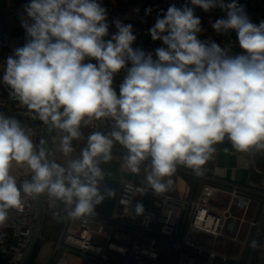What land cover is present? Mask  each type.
<instances>
[{"label": "clouds", "instance_id": "clouds-1", "mask_svg": "<svg viewBox=\"0 0 264 264\" xmlns=\"http://www.w3.org/2000/svg\"><path fill=\"white\" fill-rule=\"evenodd\" d=\"M196 8L224 12L211 27L217 35L234 31L241 51L201 39ZM111 24L116 31L110 34L101 0H29L23 6L25 43L6 58L0 82L34 119L60 134L67 160L50 159L45 140L35 144L19 119L0 112V226L10 210L21 211L25 200L41 195L50 208L63 205L65 216L56 211L57 219L94 217L97 206L116 195L102 185L109 176L103 165L117 145L124 150L122 171L146 173L140 185L124 184L132 195L148 189L163 195L178 166L202 176L226 139L236 152H264V20L253 23L239 0L173 3L148 29L162 44L153 51L133 47L132 24ZM122 70L117 92L114 79ZM85 128L93 130L85 136ZM73 141L84 144L75 158ZM14 163L26 166L30 179L18 183ZM135 212L143 214V205ZM249 246L255 250L260 242Z\"/></svg>", "mask_w": 264, "mask_h": 264}, {"label": "built area", "instance_id": "built-area-1", "mask_svg": "<svg viewBox=\"0 0 264 264\" xmlns=\"http://www.w3.org/2000/svg\"><path fill=\"white\" fill-rule=\"evenodd\" d=\"M185 2L159 0V11H166L170 4L180 6ZM239 3L245 6L253 23L264 20V0H239ZM142 11L146 15V11ZM195 14L207 24L225 16L219 8L209 12L196 8ZM22 16L18 19L19 25ZM115 31V26L110 24V34ZM135 34L139 35V32ZM214 35L222 37L215 32ZM200 38L205 39L201 34ZM24 43L23 28L18 35L0 31V74H3L6 58ZM160 46V41H153L147 49L153 51ZM227 46L233 54L241 51L234 31ZM124 74L122 70L115 77V88ZM9 90L0 82V112L22 118L32 138H41L43 123L34 119L9 94ZM88 130L91 132L93 129ZM210 168L214 171L219 169L214 164V156L205 165V169ZM177 170L193 175L188 196L181 198L167 192L155 196L151 189L143 195H132L126 192L124 184L131 182L138 186L140 183L135 179L124 181L113 215L68 219L56 250H75L85 261L92 260L95 264H255L264 244V185L226 183L209 176L206 170L202 176H196L184 166H178ZM12 175L17 177L18 183L30 179L26 166ZM37 198L25 200L21 211L10 210L9 218L0 226V255L4 260L0 264H18L31 244L37 226ZM125 199L130 201L128 205L121 203ZM137 203L143 205L141 215L135 212ZM121 229L132 234L131 240H116L115 234ZM253 239L260 242V247L255 250L249 246ZM247 247L249 251L245 262H242Z\"/></svg>", "mask_w": 264, "mask_h": 264}, {"label": "crops", "instance_id": "crops-1", "mask_svg": "<svg viewBox=\"0 0 264 264\" xmlns=\"http://www.w3.org/2000/svg\"><path fill=\"white\" fill-rule=\"evenodd\" d=\"M29 0H4L0 1V31H5L13 34L22 33L21 25L18 23L19 17L23 14V6L27 4ZM102 5L107 9L108 21L114 19H120L126 24H132L135 32H139L137 40L133 47H141L145 51L148 44L153 42L148 29L155 23L159 11V0H101ZM151 9L150 14L144 15L142 13L143 9ZM202 27L204 31L201 36L205 39H212L221 46H227V42L231 37V33L227 35H221L218 38L214 35V30L211 24H207L205 21L201 20ZM15 24V25H12ZM114 25V24H111ZM3 74H0L2 77ZM120 82H116L117 92L119 91ZM10 93V90H9ZM21 121L24 125L25 122L22 118L14 116ZM100 131H106V127H101ZM85 134L89 133L88 128L83 129ZM56 131L53 134V140L50 150V159H54L56 162L64 164L67 158L62 155L59 151L60 139ZM35 144H39L41 138H32ZM73 146L75 152L72 154V158L79 155L80 149L84 146L83 141H73ZM217 151L214 154V164L221 161L218 167V171H214L212 168L206 169V173L209 176L217 178L219 181L226 183L238 184L240 186H246L250 183L264 185V152L258 154L250 155L248 153L236 152L231 143L226 139L223 143L216 145ZM227 149V151H225ZM123 149L118 145L113 150V160L103 167L107 168L109 176H106L103 182L102 188L104 186L115 189L116 195L112 198H106L99 206L96 208V214L101 216L110 217L113 215L117 205V199L119 193L121 192V186L124 181L135 179L137 182L141 183V177L145 176V170L142 168L140 177L132 176V174L122 171L121 164L123 163L122 155ZM219 158V161H218ZM21 167L15 163L12 165L11 174H15L17 170ZM205 167V166H204ZM193 175H190L184 170H177L176 173L171 177L173 184L167 193L176 197H186L189 195L193 184ZM44 226L41 237L36 245L31 257L28 259V264L35 250L34 261L32 264H95L92 260L85 261L80 253L75 250H69L61 248L56 250L57 243L61 239L67 218L57 219L54 217L53 213L59 211L61 216H65L63 212V205L59 208L53 209L48 205V200L44 201ZM116 240L129 241L132 238V234L125 230H118L115 234ZM102 241V240H101ZM37 248V249H36ZM4 260L0 255V263ZM7 264V262H4ZM255 264H264V244L262 245L259 257L257 258Z\"/></svg>", "mask_w": 264, "mask_h": 264}, {"label": "water", "instance_id": "water-1", "mask_svg": "<svg viewBox=\"0 0 264 264\" xmlns=\"http://www.w3.org/2000/svg\"><path fill=\"white\" fill-rule=\"evenodd\" d=\"M44 126L43 134L41 136V139L45 140L47 142L46 146L51 150V145H52V140H53V134L54 130L50 131L47 126ZM47 199L45 195H41L37 198V209H38V214H37V222H36V228L34 235L31 240V244H29L28 248L26 249L21 261L18 264H26L28 262V259L31 257L32 252L34 251L36 245L38 244V241L41 237L42 231H43V224H44V201ZM249 251V247H247V250L245 251V256L242 259V262H245L246 260V254Z\"/></svg>", "mask_w": 264, "mask_h": 264}, {"label": "trees", "instance_id": "trees-1", "mask_svg": "<svg viewBox=\"0 0 264 264\" xmlns=\"http://www.w3.org/2000/svg\"><path fill=\"white\" fill-rule=\"evenodd\" d=\"M37 249V248H36ZM35 253H36V250H35V252H34V254L32 255V259H31V261L28 263V264H32L33 263V261H34V255H35Z\"/></svg>", "mask_w": 264, "mask_h": 264}, {"label": "rangeland", "instance_id": "rangeland-1", "mask_svg": "<svg viewBox=\"0 0 264 264\" xmlns=\"http://www.w3.org/2000/svg\"><path fill=\"white\" fill-rule=\"evenodd\" d=\"M218 161H219V158H218ZM219 164L222 165V164H221V161L219 162ZM219 164L217 163V167H220ZM132 220H133V219H132Z\"/></svg>", "mask_w": 264, "mask_h": 264}]
</instances>
